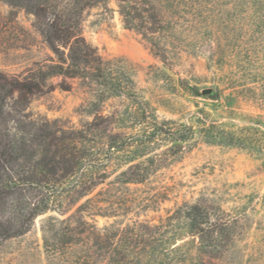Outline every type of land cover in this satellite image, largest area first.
<instances>
[{"label":"trees","instance_id":"obj_1","mask_svg":"<svg viewBox=\"0 0 264 264\" xmlns=\"http://www.w3.org/2000/svg\"><path fill=\"white\" fill-rule=\"evenodd\" d=\"M1 1L12 14L21 9L33 16L54 56L36 62L22 80L0 83V246L30 233L43 217L50 264H216L221 254H231L241 218L201 201L185 202L154 224L101 227L95 219L130 212L136 202L123 197L121 188L145 183L171 156L182 157L181 144L195 134L193 126L158 115L125 57L103 56L83 35L85 13L94 7L109 11L110 0ZM115 1L124 27L141 34L164 62L172 49L192 41V53L216 63L226 52L213 47L211 33L201 38L199 31H218L219 15L234 31L233 56L250 64L262 60L252 40L263 48L264 0ZM56 76L78 79L88 91L78 126L29 110L34 95L54 89ZM111 100L116 105L108 110ZM200 133L226 145L244 144L213 122L202 124ZM183 227L198 242L197 254L177 245Z\"/></svg>","mask_w":264,"mask_h":264},{"label":"rangeland","instance_id":"obj_2","mask_svg":"<svg viewBox=\"0 0 264 264\" xmlns=\"http://www.w3.org/2000/svg\"><path fill=\"white\" fill-rule=\"evenodd\" d=\"M109 8L106 12L94 7L85 13V38L103 56L125 57L134 69L141 94L158 115L193 126L195 134L181 144L182 157L171 156L167 167L145 183L121 188L123 197L136 202L130 212L96 215L98 225L124 227L138 220L154 224L185 202L201 201L241 218L242 230L231 254H221L215 263L264 264V46L259 48L256 39L252 40L262 55L259 64L233 56L234 31L222 24L224 18L219 15L218 31H199L201 38L211 33L213 47L226 52L216 63L208 65L205 54L192 53L196 49L192 41L179 51L172 49L170 59L164 62L141 34L124 27L115 0H110ZM14 13L0 0V83L5 78L22 80L36 62L54 56L33 27V16L21 9ZM52 82L53 90L31 98L29 110L78 126V109L89 98L86 87L80 80L64 76H56ZM207 87L213 89L214 98L202 94ZM115 102L109 101L107 109ZM212 122L233 132L244 144L207 140L200 127ZM42 219H37L30 233L0 246V264H50L43 247ZM177 233V245L187 254H197L198 242L188 229L183 227ZM186 263L192 264L190 260Z\"/></svg>","mask_w":264,"mask_h":264},{"label":"water","instance_id":"obj_3","mask_svg":"<svg viewBox=\"0 0 264 264\" xmlns=\"http://www.w3.org/2000/svg\"><path fill=\"white\" fill-rule=\"evenodd\" d=\"M202 94H209L212 98L215 97V94L213 93V89L211 87H207L202 89Z\"/></svg>","mask_w":264,"mask_h":264}]
</instances>
